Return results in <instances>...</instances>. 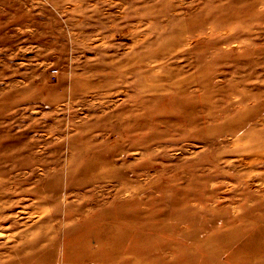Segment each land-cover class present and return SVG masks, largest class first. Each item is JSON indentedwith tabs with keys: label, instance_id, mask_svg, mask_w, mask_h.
<instances>
[{
	"label": "rangeland",
	"instance_id": "374dc122",
	"mask_svg": "<svg viewBox=\"0 0 264 264\" xmlns=\"http://www.w3.org/2000/svg\"><path fill=\"white\" fill-rule=\"evenodd\" d=\"M0 264H264V0H0Z\"/></svg>",
	"mask_w": 264,
	"mask_h": 264
}]
</instances>
